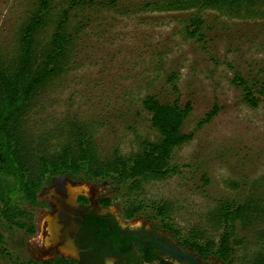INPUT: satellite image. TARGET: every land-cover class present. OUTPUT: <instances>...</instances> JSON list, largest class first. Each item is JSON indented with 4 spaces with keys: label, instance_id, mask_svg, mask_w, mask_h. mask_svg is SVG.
<instances>
[{
    "label": "rangeland",
    "instance_id": "rangeland-1",
    "mask_svg": "<svg viewBox=\"0 0 264 264\" xmlns=\"http://www.w3.org/2000/svg\"><path fill=\"white\" fill-rule=\"evenodd\" d=\"M68 1L56 3L60 8ZM115 1L72 13V26L78 23L82 30L70 68L38 100L28 127L34 134L49 132L75 119L89 127L105 151L119 148L124 154L133 153L139 150L141 139L158 138L142 99L147 94L172 99L167 78L176 73L182 103H193L184 131H195L174 152L172 163L180 172L148 182L135 195L147 207L131 220L121 217L122 206L133 197L126 193L127 185L117 187L110 180L82 183L95 185L97 204L115 209L125 222L144 220L150 227L164 230L151 205L167 202L179 228H202L218 239L222 230L211 214L219 201L242 202L264 193V104L249 106L233 83L236 71L247 79L264 78V0L248 16L225 9L165 11L152 4L165 0ZM31 8V0H0V42L8 54L13 52L17 29ZM196 16L205 21V41L186 34L190 19ZM214 106L218 113L197 129ZM53 183L40 194L41 201L49 200ZM104 199H110L109 206L102 203ZM46 208L35 209L36 231L48 214ZM3 233L14 256L44 260L33 251L36 232L28 235L5 227ZM263 235L264 221L246 229L237 226V239L244 243L235 248V264H246L264 251ZM209 259L223 264L218 258ZM0 264L12 261L0 254Z\"/></svg>",
    "mask_w": 264,
    "mask_h": 264
},
{
    "label": "trees",
    "instance_id": "trees-1",
    "mask_svg": "<svg viewBox=\"0 0 264 264\" xmlns=\"http://www.w3.org/2000/svg\"><path fill=\"white\" fill-rule=\"evenodd\" d=\"M31 1L32 8L17 29L13 52L8 54L0 42V254L9 258L12 264H82L76 258L60 255L44 260L14 256L7 247L3 229L15 228L33 235L37 228L35 209L48 206L46 201L40 200V194L60 176L74 182L110 180L117 187L127 185L126 193L133 197L122 206L121 217L125 220L135 218L147 207L135 195L143 192L148 182L180 172L172 158L178 148L194 137L195 131H184L193 103L191 100L182 103L178 75L174 72L168 75L172 99L165 100L157 94H147L142 99V107L150 115L151 126L157 131L158 138L153 141L141 139L139 150L129 154L119 148L105 151L89 127L75 119L67 121L60 130L34 134L28 127L29 115L52 82L69 70L73 60L82 29L78 23L72 26V13L81 8L105 7L116 1L69 0L60 8L56 0ZM258 1L165 0L152 4L165 11L225 9L237 16H248L255 11ZM204 24L202 17H192L186 34L205 41ZM233 83L240 88L242 100L249 106L256 108L264 104V78L247 79L236 71ZM217 113L218 108L214 106L196 128L209 123ZM62 137V141L53 142ZM102 203L109 206L110 199H104ZM151 206L156 210L155 216L161 219L160 228L202 259L215 257L223 264H235V248L244 243L237 239V226L246 229L264 221V193L252 195L242 202L219 201L211 214L222 230L218 239L202 228H179L173 222L172 207L167 202ZM134 237L140 241V255L134 257L136 264H176L162 258L157 251L159 247L151 241ZM246 264H264V251L258 252Z\"/></svg>",
    "mask_w": 264,
    "mask_h": 264
},
{
    "label": "flooded vegetation",
    "instance_id": "flooded-vegetation-1",
    "mask_svg": "<svg viewBox=\"0 0 264 264\" xmlns=\"http://www.w3.org/2000/svg\"><path fill=\"white\" fill-rule=\"evenodd\" d=\"M66 178L60 176L54 180L53 190L46 201L48 215L53 218L52 232L58 248L64 246L72 249L82 264H136L134 257L140 255V241L134 236L142 237L141 233L121 222V217L112 211L102 212L98 205L94 207L93 200L87 194L71 199ZM85 196L86 199L83 198ZM47 231L51 234L48 227ZM146 241L159 247L157 251L162 258L167 254L187 264H210L163 241Z\"/></svg>",
    "mask_w": 264,
    "mask_h": 264
},
{
    "label": "water",
    "instance_id": "water-1",
    "mask_svg": "<svg viewBox=\"0 0 264 264\" xmlns=\"http://www.w3.org/2000/svg\"><path fill=\"white\" fill-rule=\"evenodd\" d=\"M65 184L67 185L68 194L70 195L71 199H75L80 194H87L91 200H93V206H97L96 197L99 193L98 188L90 183H82V182H74L71 180H66ZM53 190V187L48 192V198L51 195V192ZM87 198V196H85ZM98 208L100 211L105 212L106 210L112 211L114 214L117 215L115 209L113 208H106L101 207L98 205ZM118 216V215H117ZM121 222H125L121 219H119ZM52 223L53 218L51 215H46L32 240V247L35 255L42 259L52 258L55 256H70L73 258H76V255L74 254V251L68 247L61 246L58 248L57 240L55 239V236L52 232ZM131 227L136 228L140 233L141 236L145 239H153L156 241H163L165 244H171L176 249L180 248L183 250V252L189 253L191 255H194L195 257H198L192 250L187 249L179 244V242L171 236L168 232L158 229V228H152L149 226L147 221L141 220V221H135V222H125ZM47 227L51 231V234L47 231ZM165 257L170 258L174 262L178 264H187L186 261H180L178 259L173 258L172 256H169L167 254H164ZM207 263L210 264H219L217 261H214L212 259H208Z\"/></svg>",
    "mask_w": 264,
    "mask_h": 264
}]
</instances>
